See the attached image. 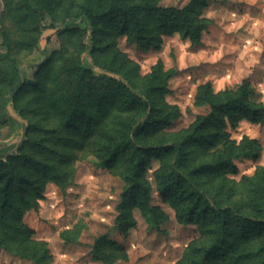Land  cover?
I'll use <instances>...</instances> for the list:
<instances>
[{"label":"trees","instance_id":"obj_1","mask_svg":"<svg viewBox=\"0 0 264 264\" xmlns=\"http://www.w3.org/2000/svg\"><path fill=\"white\" fill-rule=\"evenodd\" d=\"M206 2L188 0L177 7L160 5L157 0H84L74 16L61 22L54 16L53 0H10L7 4L8 18L29 28L31 45L36 48L40 47L44 30L76 32L79 27L73 21L82 18L87 22L84 33L89 31L91 36V61H86L87 45L82 44L77 57L67 60L66 88L55 100L62 106V125L82 133L90 131L108 107L118 111L114 129L106 130L96 146L100 165H119L115 174L123 182L113 225L121 241L103 233L91 246L92 258L102 263L113 262L107 250L124 252L122 239L137 224L133 209L152 228H159L166 219L167 215L151 202L152 186L145 179L147 168L156 158L158 167L153 179L158 195L173 208L179 223L195 225L203 236L188 246L178 264H264V169L258 167L250 178L244 209L221 191L226 183L218 178L223 170L238 171L235 159H256L262 150L256 138L244 135L236 142L227 131L240 119L264 122V103L249 100L254 92L249 81L243 79L234 88L220 92L213 90L210 81L200 83L194 105L205 106L208 111L197 114L178 131L165 132L180 111L175 105L159 108L155 95L170 92L167 82L174 69L164 70L159 62L146 76V85L138 86L117 64L115 51L109 58L101 57L115 44L113 39L107 42L109 35H125L129 42L144 49L158 48L162 34L178 33L193 45L200 43L209 20L197 17V9ZM41 52L44 59L40 66L51 58L47 50L42 48ZM22 64L0 69V111L19 124L14 138L0 141V229L11 237L31 232L22 216L26 210L37 209L43 181L65 186L55 165L41 157L46 136L33 135L37 124L19 104L21 91L36 83L22 78ZM42 130L39 126V132ZM207 153L212 155L208 157ZM61 238L77 242L65 231ZM23 243L19 245L21 250L12 251L25 254L36 264H48L45 243H40L38 255L29 250L30 243ZM7 246L1 234L0 250L10 249Z\"/></svg>","mask_w":264,"mask_h":264},{"label":"rangeland","instance_id":"obj_2","mask_svg":"<svg viewBox=\"0 0 264 264\" xmlns=\"http://www.w3.org/2000/svg\"><path fill=\"white\" fill-rule=\"evenodd\" d=\"M9 1L0 0V69L23 61L22 78L36 82L21 91L19 104L37 124L33 135L46 136V148L41 151V157L55 165L65 186L61 187L53 180L43 181L37 209L26 210L22 216L23 224L31 230L28 234L17 233L15 239L0 229V235L10 247L1 248L0 264H36L25 254L12 251L15 248L21 250L19 245L23 240L32 245L29 250L34 255L40 253V243H45L48 264H105L93 259L90 250L94 239L103 233L121 241L113 225L123 182L115 174L119 165L112 168L100 165L96 146L106 130L114 129L118 111L108 107L105 114L97 117L92 129L82 133L62 125V106L55 100L61 89L66 88L67 60L77 57L82 44L87 45L86 61H91V36L89 31L84 33L87 22L82 18L73 21L79 27L76 32L44 30L40 47L36 48L31 45L29 28L8 18ZM83 1L53 0L56 21L74 16ZM157 2L163 6L182 7L188 0ZM197 17L209 20L198 44H191L178 33L162 34L158 48L144 49L129 42L125 35H109L107 42L113 39L115 44L112 50L107 49L101 55L109 58L115 51L117 64L138 86L146 85V76L159 62L164 70L174 69L167 82L170 92L155 95L159 108L168 104L175 105L180 111V116L164 129L165 132L178 131L188 126L197 114L208 111L205 106L194 105L196 87L205 81H210L213 90L220 92L234 88L246 79L254 89L249 100L264 103V0H207L205 6L198 7ZM42 48L51 53V58L40 66L44 59ZM39 126L44 128L42 132H39ZM18 128L16 121L12 123L0 111V141L14 138ZM227 131L233 141L239 142L247 135L256 138L262 146L256 159L241 157L234 160L237 172L226 169L219 173L218 178L226 183L221 191L244 209L248 203L250 178L255 176L258 167L264 169V122L240 119ZM157 167L158 160L153 158L145 179L152 186L151 202L167 215L166 219L159 228H152L139 211L133 209L137 224L122 239L125 250L122 253L107 250L113 262L106 264H178L188 246L195 239L203 238L195 225L179 223L173 208L158 195L153 179ZM63 231L76 237L77 242H65L61 238Z\"/></svg>","mask_w":264,"mask_h":264}]
</instances>
